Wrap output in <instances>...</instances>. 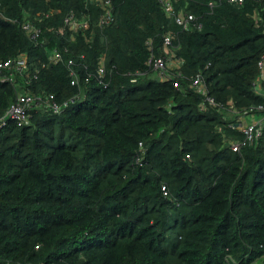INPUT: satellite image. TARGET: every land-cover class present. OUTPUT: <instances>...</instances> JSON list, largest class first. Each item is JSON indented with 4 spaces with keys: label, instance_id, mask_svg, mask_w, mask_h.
I'll list each match as a JSON object with an SVG mask.
<instances>
[{
    "label": "trees",
    "instance_id": "trees-1",
    "mask_svg": "<svg viewBox=\"0 0 264 264\" xmlns=\"http://www.w3.org/2000/svg\"><path fill=\"white\" fill-rule=\"evenodd\" d=\"M169 1L172 12L160 0H0V62L27 58L25 71L1 70L15 82L0 79V114L20 90L43 98L28 124L0 127V264H252L264 256V124L253 144L229 147L243 137L230 124L264 105L254 87L264 0ZM70 12L88 27L65 28ZM188 13L200 28L176 22ZM27 21L41 29L37 39ZM158 56L168 78L154 67ZM102 59L109 85L94 75L85 82ZM49 94L76 98L54 112Z\"/></svg>",
    "mask_w": 264,
    "mask_h": 264
},
{
    "label": "built area",
    "instance_id": "built-area-1",
    "mask_svg": "<svg viewBox=\"0 0 264 264\" xmlns=\"http://www.w3.org/2000/svg\"><path fill=\"white\" fill-rule=\"evenodd\" d=\"M161 2L164 1L165 8L168 12H172V6L169 0H160ZM231 3H242L244 0H227ZM107 3H109V0H106ZM212 5L213 2H210ZM47 14V13H45ZM110 11L107 10V16L105 17V22L110 19ZM176 22L180 25H182L184 28H188L189 25L192 23L194 26L201 27L202 24L196 22V16L193 13H188L186 15H177L176 16ZM23 27L29 32L30 36L33 39H37L41 34V29L34 26L31 22H24ZM64 27L65 28H87L88 22L84 21H78L74 14L70 12L65 16L64 19ZM164 43L168 46L171 43L170 35H167L165 37ZM52 59L57 62L59 59H61V54L55 50L52 56ZM13 64H16V68L20 71H25L27 69V58L24 55L19 56L18 59L15 60V62L12 59H8L6 61L0 62V79L15 82V78L8 75H3L1 73L2 69H5L7 67L12 66ZM154 67L159 70L160 75L162 77L168 78L166 75L167 72V58L164 56H158L154 58L153 60ZM69 65V71L71 75V84L72 85H79L82 77L77 73V69L75 68V62L73 59H69L68 61ZM259 70H260V76L257 79L256 82H254V87L256 90L264 94L263 90V84H264V54L262 55L261 59L258 62ZM27 72V71H26ZM107 67L104 64V59L100 61L99 66L97 67V71L95 74L88 73V75L84 78V81H89L92 75L96 76V78L99 80V82L102 84L103 87H107L109 85V80L107 78ZM26 76L31 80L36 79L38 77V70L34 71L32 74L31 72L26 73ZM135 78H132V81H134ZM29 80H25V82H28ZM194 85H199L201 88V91L206 94V82L204 78L200 75H197L193 79ZM177 83H175V86L177 87ZM75 96L70 98L69 101L65 100L62 103L58 102L53 94H49L46 96L44 102L47 105V107L54 112H61L64 110V108L72 101L75 100ZM206 100L213 104L217 109H223L224 105L222 103L216 102L211 96L206 95ZM43 102V98L40 95H36L34 93L29 92L28 90H20L17 92L15 99L12 101V103L8 106L6 111L3 114H0V127L7 125L10 121L15 122L18 126H22L24 124H28L31 117V111L32 109ZM230 108L233 107V104L231 103L229 105ZM257 110L256 112H259V116H255L256 114H252L251 112ZM264 105L260 104L255 107H251L248 111L244 112L243 115H238L236 117V121L231 123L230 125L233 128H237L240 130L243 134L242 139L240 140H231L229 142V147L235 151L240 152L241 149L246 146L253 144L262 134L263 130V124H264ZM140 148L143 147L142 142L139 143ZM142 154L139 153L135 156V162L138 164H142ZM162 190L164 194L168 193V190L166 186H162Z\"/></svg>",
    "mask_w": 264,
    "mask_h": 264
},
{
    "label": "rangeland",
    "instance_id": "rangeland-1",
    "mask_svg": "<svg viewBox=\"0 0 264 264\" xmlns=\"http://www.w3.org/2000/svg\"><path fill=\"white\" fill-rule=\"evenodd\" d=\"M257 117V115H255ZM252 264H264V256L255 260Z\"/></svg>",
    "mask_w": 264,
    "mask_h": 264
}]
</instances>
